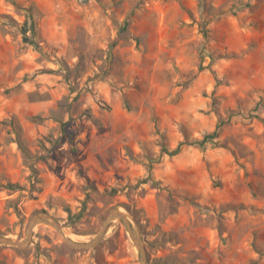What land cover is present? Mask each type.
<instances>
[{
  "label": "rangeland",
  "instance_id": "374dc122",
  "mask_svg": "<svg viewBox=\"0 0 264 264\" xmlns=\"http://www.w3.org/2000/svg\"><path fill=\"white\" fill-rule=\"evenodd\" d=\"M15 1L0 0V184H15L0 235L41 214L88 241L118 206L146 264H264V0ZM138 260L120 220L91 249L43 224L0 246V264Z\"/></svg>",
  "mask_w": 264,
  "mask_h": 264
},
{
  "label": "water",
  "instance_id": "95a60500",
  "mask_svg": "<svg viewBox=\"0 0 264 264\" xmlns=\"http://www.w3.org/2000/svg\"><path fill=\"white\" fill-rule=\"evenodd\" d=\"M114 220H120L126 232L128 233L129 237L131 238L132 242L134 243L139 253L138 264H146V250L143 244V240L140 234L134 229L126 212L123 211L122 208L118 206H113L109 208V210L107 211L106 215L102 220L100 228L98 229L96 234L88 241L75 240L71 238L66 234V232L63 229V226L60 225L55 219L45 215L38 214L32 216L27 221L25 234L22 238L14 239L6 235H0V246L2 245L15 246V247L26 246L30 241L33 229L37 225L43 224L52 227L61 236L62 240L70 247L76 249H91L100 242V240L108 230L110 223Z\"/></svg>",
  "mask_w": 264,
  "mask_h": 264
},
{
  "label": "trees",
  "instance_id": "16d2710c",
  "mask_svg": "<svg viewBox=\"0 0 264 264\" xmlns=\"http://www.w3.org/2000/svg\"><path fill=\"white\" fill-rule=\"evenodd\" d=\"M10 2H12L14 5H16L17 7H22L19 3H17L15 0H9ZM32 23V22H31ZM126 23V22H125ZM213 134H214V132H213ZM213 134L212 135H205L204 137H203V140H201V141H186V140H183V142H181L180 143V145L182 144V143H198V144H202L203 143V141H207V140H210V139H212L213 138ZM4 186V187H7V188H12V187H14V185L15 184H11V183H6V184H0V186Z\"/></svg>",
  "mask_w": 264,
  "mask_h": 264
},
{
  "label": "bare ground",
  "instance_id": "6f19581e",
  "mask_svg": "<svg viewBox=\"0 0 264 264\" xmlns=\"http://www.w3.org/2000/svg\"><path fill=\"white\" fill-rule=\"evenodd\" d=\"M64 231L66 232V230L64 229ZM66 234L68 235V236H70L67 232H66ZM71 237V236H70ZM71 238H73V237H71ZM74 239V238H73Z\"/></svg>",
  "mask_w": 264,
  "mask_h": 264
}]
</instances>
